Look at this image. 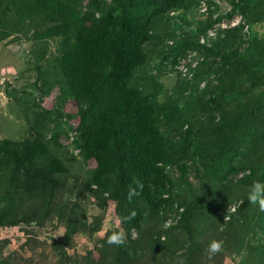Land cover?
I'll return each instance as SVG.
<instances>
[{
  "label": "trees",
  "instance_id": "1",
  "mask_svg": "<svg viewBox=\"0 0 264 264\" xmlns=\"http://www.w3.org/2000/svg\"><path fill=\"white\" fill-rule=\"evenodd\" d=\"M83 1L0 0V39L29 36L32 44H39L36 82L42 92L59 89L49 111L25 101L27 137L0 138V226L55 218L64 224L66 237L95 232L100 218L93 215L88 225L80 205L90 194L99 206L109 200L116 203L124 242L108 244L112 234L103 236L98 258L88 250L83 264H202L207 233L223 246L229 243L224 216L226 227L240 230L242 236L259 227L263 240L249 241L245 252L251 258L247 264H264V209L245 195L255 183L264 184V90L238 102L264 85V60L252 59L264 47L232 51L234 38L245 34L239 23L219 31L210 46L192 42L204 57L221 58V63L212 62L219 68L217 83L202 89L207 95L199 108L211 115L197 126V117L182 114L175 101L158 103L138 79L150 58L145 45L154 37L155 19L185 0H87L85 6ZM245 1L229 0L231 9L223 16L247 14L250 6ZM51 39L57 41L53 54ZM244 54L246 60L240 58ZM230 74L234 87L242 85L239 89L226 88ZM68 99L75 103L78 117L71 145L83 160H95L82 182L75 178L77 200L71 202L63 198L68 169L54 151L67 149L60 143L58 115ZM165 126L171 130L163 132ZM203 127L209 140L201 137ZM189 167L198 184L178 187L169 168L184 175ZM239 171L243 174L234 183L225 181ZM132 190L135 195L129 198ZM173 209L177 217L163 227ZM133 229L144 234L133 237ZM241 239L237 241L242 245ZM56 249L62 260L70 257ZM0 264L15 263L1 257Z\"/></svg>",
  "mask_w": 264,
  "mask_h": 264
},
{
  "label": "rangeland",
  "instance_id": "2",
  "mask_svg": "<svg viewBox=\"0 0 264 264\" xmlns=\"http://www.w3.org/2000/svg\"><path fill=\"white\" fill-rule=\"evenodd\" d=\"M105 1L109 2V0ZM86 2L87 0L83 1V6ZM245 2L250 6L247 14L242 15L236 12L231 16H223L231 9L229 0H185L183 6L172 8L155 19L154 37L145 45L150 58L142 75H138L139 78H137L143 81L158 103L167 100L175 101L179 104L182 114L190 113V116L197 117L198 121H195L197 126L200 124L199 121L207 120L211 114L199 108L207 95L202 93V89L217 83L219 68L212 62L221 63V58L219 54L215 57H204L203 51L192 46V42L210 46L216 41L219 31L239 23L245 34L240 40L234 38L231 42L232 51L248 45H252L254 50L264 47V0H246ZM8 39L9 37L0 39V138L18 140L29 135L30 124L24 113L25 101H34L43 110L49 111L57 103L59 89L53 86L50 90L42 92L40 82H36L37 73L34 66L35 58L41 49L39 44H32L29 36ZM48 42L52 54L55 53L54 46L57 47V41L51 39ZM164 55L169 56L165 59ZM254 55L253 61L264 60V51ZM172 56H175L174 60ZM241 57L246 60L249 56L244 54ZM195 66L198 70L197 77H194ZM232 75H229L225 86L232 90L239 89L242 85L234 87V75ZM263 90L264 85L261 84L238 102L247 100ZM34 107L41 109V107ZM59 109L58 116L63 128L60 143L67 149L61 146L54 151L63 158L68 169V177L63 187V198L71 202L77 200L74 187L75 178L78 177L77 180L82 182L86 174L94 169L95 160H83L78 155L77 148L71 145V141L76 138L78 123L75 103L68 99ZM28 117L32 118L31 112H28ZM185 127L184 124L183 128ZM169 130L171 128L168 126L163 127V132ZM202 132L203 139L211 138L206 127H203ZM214 149L216 148L212 147V151ZM187 164L190 165V161H187ZM169 172L178 182V187L192 188L193 184H198V177L195 176L191 167L184 175L177 168H169ZM242 174V171L231 174L225 178V181L234 183ZM184 179L189 180L191 186L184 183ZM202 181L207 182L206 179ZM232 188L234 189L233 186ZM249 193L245 194L247 201ZM238 194L241 197L244 193L240 191ZM239 200L240 198L233 201L228 209L232 210L231 207H235ZM80 205L85 211L88 225L92 222L93 215L100 218L99 230L79 231L66 237L64 224L55 218L45 219L41 224L31 221L0 226V258L4 257L10 263L15 264H83L82 256L88 250L94 259L98 258L99 248L102 246L100 239L107 234L123 232L115 211L116 203L109 200L105 206H99L96 200L88 194L86 198L80 200ZM174 207L176 209V206ZM175 209L167 212L163 227L174 222L178 213ZM227 218L224 216L222 225H225L227 229L225 237L228 238L229 243L223 246L221 252L209 256L207 247L213 238L207 233L205 238L207 254L205 253L202 264H247L251 262L250 254L245 252L247 243L263 240L259 227H256L253 233L249 232L242 236L240 230L234 232L226 227ZM148 224L151 225L150 222ZM131 234L133 237H139L144 234V231L133 229ZM239 236L242 237V245L237 241ZM57 247L64 250L70 257L62 260Z\"/></svg>",
  "mask_w": 264,
  "mask_h": 264
},
{
  "label": "clouds",
  "instance_id": "3",
  "mask_svg": "<svg viewBox=\"0 0 264 264\" xmlns=\"http://www.w3.org/2000/svg\"><path fill=\"white\" fill-rule=\"evenodd\" d=\"M132 195H135V191L132 190L129 192V198H131ZM248 200L251 203H259V206L264 209V184L262 183H255L251 191L248 195ZM135 213H132V216H134ZM130 218V217H129ZM124 242V237L122 233H114L108 237L107 243L113 244V245H120ZM223 250V242L213 240L210 242V244L207 247V252L209 256L215 255Z\"/></svg>",
  "mask_w": 264,
  "mask_h": 264
},
{
  "label": "built area",
  "instance_id": "4",
  "mask_svg": "<svg viewBox=\"0 0 264 264\" xmlns=\"http://www.w3.org/2000/svg\"><path fill=\"white\" fill-rule=\"evenodd\" d=\"M184 70H185V68H184ZM234 207H231V209H233Z\"/></svg>",
  "mask_w": 264,
  "mask_h": 264
}]
</instances>
